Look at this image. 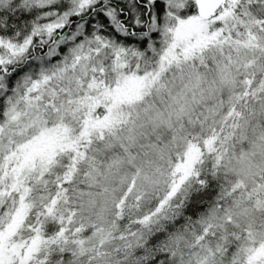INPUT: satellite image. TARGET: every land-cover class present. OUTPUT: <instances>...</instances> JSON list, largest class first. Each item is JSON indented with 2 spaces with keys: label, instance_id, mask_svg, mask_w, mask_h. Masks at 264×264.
Listing matches in <instances>:
<instances>
[{
  "label": "snow or ice",
  "instance_id": "obj_1",
  "mask_svg": "<svg viewBox=\"0 0 264 264\" xmlns=\"http://www.w3.org/2000/svg\"><path fill=\"white\" fill-rule=\"evenodd\" d=\"M0 264H264V0H0Z\"/></svg>",
  "mask_w": 264,
  "mask_h": 264
}]
</instances>
